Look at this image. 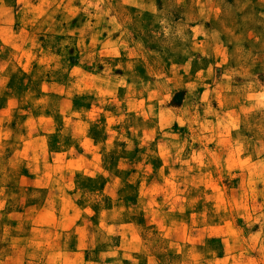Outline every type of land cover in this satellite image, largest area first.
Listing matches in <instances>:
<instances>
[{
	"label": "rangeland",
	"instance_id": "obj_1",
	"mask_svg": "<svg viewBox=\"0 0 264 264\" xmlns=\"http://www.w3.org/2000/svg\"><path fill=\"white\" fill-rule=\"evenodd\" d=\"M0 264H264V0H0Z\"/></svg>",
	"mask_w": 264,
	"mask_h": 264
}]
</instances>
